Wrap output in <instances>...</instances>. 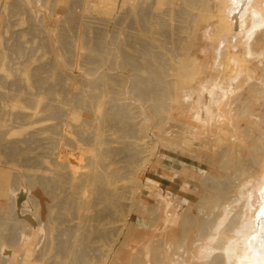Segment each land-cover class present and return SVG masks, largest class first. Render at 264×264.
I'll return each instance as SVG.
<instances>
[{"label": "rangeland", "instance_id": "obj_1", "mask_svg": "<svg viewBox=\"0 0 264 264\" xmlns=\"http://www.w3.org/2000/svg\"><path fill=\"white\" fill-rule=\"evenodd\" d=\"M9 1L0 0L6 14L0 23V75L6 77L0 82V169L45 203L42 264H117L124 248L126 260L141 259L133 217L141 211L149 167L159 151L170 158L185 154L187 142L202 151L207 131L218 138L213 174L198 177L192 201L175 206L183 218L171 221L173 234L181 233L172 237L176 251L190 259L202 255L207 236L219 230L217 249L229 260V234L235 233L240 263L255 233L264 178V164L257 170L238 163L247 147L264 157V32L251 31L249 10L237 28L232 0H109L91 18L83 15L86 0H42L41 7L32 0L30 20L21 11L11 23ZM253 10L264 19V0ZM97 33L107 40L105 51L76 50ZM121 48L135 56V70L108 67L121 65L110 56V49ZM90 70L97 72L90 76ZM103 72L116 74V82ZM152 78L162 80V90L145 83ZM133 81L140 82L134 90ZM106 112L123 124L100 135ZM198 116L205 118L195 123ZM108 174L113 178L104 179ZM118 180L121 196L101 201L99 190L111 191ZM63 249L70 253L61 255ZM36 256L27 251L19 264H33Z\"/></svg>", "mask_w": 264, "mask_h": 264}, {"label": "crops", "instance_id": "obj_2", "mask_svg": "<svg viewBox=\"0 0 264 264\" xmlns=\"http://www.w3.org/2000/svg\"><path fill=\"white\" fill-rule=\"evenodd\" d=\"M204 118L198 116L199 120L194 122L198 123ZM215 135L213 131L206 132L202 151L193 148L192 142H187L189 150L183 155L179 154V157L170 158L166 153H157L141 190V211L133 217V225L137 228V251H141L142 258L126 260L124 248V259H119L117 264H238L236 245L232 242L235 233L229 234V260L220 258L221 250L217 249V242L221 238L219 230L207 236L204 253L190 259H184V253H181L182 256L176 251L178 242L172 237L181 233L173 234L171 221L183 218L181 211L178 213L174 210L175 206L192 201L198 177L207 179L213 174V157L218 154L214 147L218 139ZM199 155H203L204 160H198ZM187 158H192L189 159V166L186 164ZM4 172L5 176L2 175ZM7 172L0 169V260L3 264H19L27 251H33L37 253L33 264H42L46 252L47 213L40 211V208L45 203L39 195H31L28 184L10 182L6 177ZM183 189H186L184 193ZM180 194H183L182 200L178 199ZM123 240L125 243V233Z\"/></svg>", "mask_w": 264, "mask_h": 264}, {"label": "bare ground", "instance_id": "obj_3", "mask_svg": "<svg viewBox=\"0 0 264 264\" xmlns=\"http://www.w3.org/2000/svg\"><path fill=\"white\" fill-rule=\"evenodd\" d=\"M31 1L32 0H11L8 2L7 6H6V9H7L6 13H9L10 19L12 18V16H13V18L15 16V20L11 19L12 20L11 23L17 22L16 21V20H18L17 15H19L21 13V11L23 12V17L27 16L28 19L30 20V18H31L30 11L34 10V3H31ZM106 2H109V0H86L85 5L83 7L84 17H86V15H88L89 18H91L94 15V13L96 11H98L100 9V7L102 5H104ZM256 2H257V0H232V9L230 12V16L237 23V28L239 26V23L242 21L243 17L245 16L246 11L249 10V12L251 13V23H254L251 31L255 30V31H258V33L264 32V19H262V16L259 14L258 11L253 10V7L256 6ZM43 3L44 2L42 0H35V4L38 7L43 6ZM28 9L30 10L29 12H28ZM36 14H37L38 18H40L42 16V12L37 11ZM5 16H6V14H4V11L1 10L0 11V23L6 22ZM40 27H41L42 31L44 32V23H41ZM102 35L103 34L101 33V34H98L97 37H95V39L87 40L84 42L82 41V44L78 43L77 45H75L76 50L79 51V53H82V52L88 51L90 49V47H92L91 51H93V50L94 51H105L107 48L106 47L107 46V40ZM11 41H13L15 43L18 42L17 46H19V47H17V46H15V47L17 50H20V47H21L20 42L15 40V39H12ZM256 43H262V41L256 40ZM69 47L70 46H68V48ZM221 52L223 53L222 47L220 48V53ZM110 56H111V59H122V63L120 66H117L116 64L108 65L109 68L117 69L118 67H120L121 69L128 70V71H133V70H135L134 68H137L135 56L130 54V53H127L122 48L119 49L118 53H116V54H114L113 50L110 49ZM37 71L40 73V72L44 71V68H41V69L38 68ZM96 72H97V70H93V71L90 70L87 73L90 76H93L94 73H96ZM102 75H104V77H107V79L111 80L112 82H116V79L114 78V75H116V74L107 75L105 72H103ZM67 76L70 79L76 78V76L74 74H71V73H68ZM82 78L89 81L86 77L82 76ZM98 78H100V77H98ZM5 79H6V77L4 75H0V82L4 81ZM92 82L97 83V80H92ZM145 83L146 84H152V85L157 84L158 90H160V89L162 90V88L160 87L162 84V80H159V79L155 80L152 78V79L146 80ZM137 85H140V82L133 81L132 82V90L136 89ZM248 92H250V91H248ZM103 94H104V92H103ZM108 96L109 95H107V97ZM97 98L100 99L101 96L99 95ZM237 98H238V101L241 102V104H243V101H242L243 95L241 94ZM121 115L123 116V113H121ZM105 116H107L108 119L103 121V125H102L100 135L101 134H107V132L110 129L119 128L118 126L120 125V123L123 124L122 122H120L118 120H114V119L112 120V118L109 117V115H107V112H106ZM243 137H245V135H243ZM101 148H102V143L100 144V148H98V150ZM239 153L242 155L241 157H238V163L240 165H246V164L247 165L248 164L254 165L257 170H260V168H262L261 166L264 164V157L262 159L260 157H258V152L256 150H254L253 148L247 147L245 151H239ZM263 156H264V154H263ZM72 175L75 177V173H72ZM106 178H113V175L108 174L104 179H106ZM76 179H77V176H76ZM104 179L102 178V181ZM95 180L97 181V180H99V178L94 179V181ZM120 182L121 181L118 180L117 183H113L111 185V187H113L114 189H112L111 191H109L107 189V187L104 185L99 190V194L101 195V201L102 200L103 201L109 200V203H110L111 201L117 200L118 195H119V197L121 196V194L118 190L119 188L117 189V185ZM261 184H262V188L259 191V200H260L262 205H261L260 210L257 212V214L255 216V233L252 236V238L247 242L245 255L242 258L241 262L238 264H247L248 261L250 260V258H254V259H257L259 261L262 260L263 264H264V178L261 180ZM125 191L127 192L126 187H125ZM84 195L85 196L87 195L86 192H84ZM250 196L252 197L250 190H248L249 200H250ZM82 200L85 201V198L83 197ZM101 215H105L102 217L105 220L111 219L113 217V215L111 216L110 213H107V214L101 213ZM244 216H245V214H244V212H242L241 217L244 218ZM50 232H52V231H50ZM98 234H99L100 238H105L107 235V232L105 230H100V231H98ZM60 251H61V255H64V256L68 255L67 253H70V251L68 249H63Z\"/></svg>", "mask_w": 264, "mask_h": 264}]
</instances>
